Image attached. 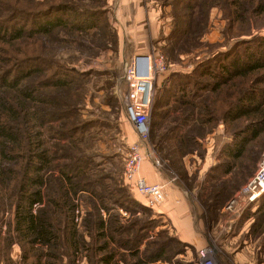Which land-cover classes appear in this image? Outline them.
I'll list each match as a JSON object with an SVG mask.
<instances>
[{
  "label": "trees",
  "instance_id": "trees-1",
  "mask_svg": "<svg viewBox=\"0 0 264 264\" xmlns=\"http://www.w3.org/2000/svg\"><path fill=\"white\" fill-rule=\"evenodd\" d=\"M208 1L211 5L206 6ZM164 2L175 10L174 42L184 39L189 23L196 22L195 15L207 13L210 7L224 12L229 36L226 51L201 61L190 74L173 73L163 82L155 94L153 126L171 116L173 104L188 107L182 122L188 129L192 128L188 123L194 122L197 132L181 133L183 125L165 127L161 141V145L174 141L173 152L182 159L192 154L203 158L205 152L188 146L201 147L202 135L214 132L219 122L226 127L240 122L242 128L233 133V141L213 169L232 175L239 160L255 162L252 146L264 141V36L255 35L264 29V0ZM103 4L104 0H0V223L7 213L11 216L0 244L5 264H79L83 259L89 264H171L190 248L167 229L148 240L145 232L160 225L157 219L144 224L138 220L129 227L117 219L106 223L100 213L111 203L135 213L147 208L131 195L114 199L116 194L107 186L99 193V183L88 179L92 161L76 153L82 150L78 141L51 149L42 138L41 128L54 120L48 108L61 106L51 97L53 90L81 99L76 84L88 75L64 68L60 54L68 50L93 56L105 49L110 28ZM204 91L211 97L202 98ZM66 109L59 122L76 114L74 105ZM77 130L51 129L49 138L70 139ZM98 180L104 179L98 175ZM210 180L221 182L216 176ZM223 180V188L203 204V219L207 213L212 230L223 208L220 196L232 184V178ZM76 199L85 204V215ZM256 208L251 215L256 220L244 238L261 241L264 253V194ZM77 212L81 222H76ZM131 232L133 237L124 238ZM14 247L20 250L18 260L12 257ZM235 252H240L239 247ZM124 255L130 260H124Z\"/></svg>",
  "mask_w": 264,
  "mask_h": 264
},
{
  "label": "rangeland",
  "instance_id": "rangeland-1",
  "mask_svg": "<svg viewBox=\"0 0 264 264\" xmlns=\"http://www.w3.org/2000/svg\"><path fill=\"white\" fill-rule=\"evenodd\" d=\"M126 1L104 0L103 7L108 11L110 33L108 31L109 36L105 49L98 55L84 56L68 50L60 54L61 64L64 68L74 73L88 75L76 84L78 91L81 92V99L73 100L70 93L53 90L51 97L61 103V106L53 99L57 105L48 108V110L54 120L42 127V131H40L44 133L42 138L46 140L51 149L55 145L66 146L69 144L70 146L71 143L78 141L82 150L76 153L80 157L92 161L88 164L90 169L88 179L90 182L97 181L95 183H99L96 187L99 193H103V187L107 186L111 192L116 194L114 199L118 200L120 196V199H125L126 196L131 195L145 206L147 211L135 213L111 203V207L101 211L100 214L108 224H112L117 219L123 223V226L128 227L138 220L141 221V224H144L147 220L157 219V221H160V225L145 232L149 236L148 240L151 241L157 237L162 229H167L174 236L175 233L171 230L172 227L169 221L160 212L161 208L168 202V198L162 206L153 209L145 197L136 191H132L124 181L125 157L129 147L139 141L134 127L126 119L124 103L127 94V85L124 81L125 65L136 54L158 55L166 63L167 72L156 78L154 103L157 90L161 88L163 82L171 74H190L201 61L226 51L229 30L225 14L219 8L210 7L207 13L200 14L199 17L198 10H196V22L189 23L188 35L176 43L171 40L175 22V10L172 6H167L164 0H128V3ZM208 5H211V1L207 2L206 6ZM255 32V35L264 36L263 28L259 32ZM201 95L202 98H206L211 97L212 94L204 91ZM184 101L187 102V99ZM67 105H74L76 114L59 122V119L67 110ZM173 105L171 116L165 122H160L162 125L160 130V124H156V127L155 124L153 126L151 115L149 121L150 134L147 146L143 150L144 161L150 160L152 162L151 159L155 158L160 163L158 168L154 167L162 173L165 179L172 180L174 193L181 190L187 194L186 196L193 202L194 208L197 207V217H203V213H205L203 204L206 201L213 200L214 195L223 188V178L226 181L232 178L231 186L220 196L223 201V211L219 215L220 224L217 229H214L215 234L209 233L208 230L212 224L211 220L209 221V215L205 214V233L208 234L209 243L216 251L212 260L214 264H264V253H261L260 249L261 241L244 238L256 220L251 215L256 211L257 202L260 198L250 202L249 194L253 190L249 186L257 175L264 158V141L261 142V146L256 143L252 146L255 153L253 155L255 162L247 159L239 160V166L235 172L228 176L220 172H214L213 169L219 165L220 158L223 157L224 149L233 141V133L242 128L240 122L230 126L227 125V127L224 123L219 122L215 126L214 132L209 131V134L202 135L203 137L200 138L201 147L188 146L196 152H205L203 158L196 154L198 160L190 159V155H188V158L185 156L187 159H184L185 157L181 159L178 153L173 152L175 151L172 148L174 141H170L168 145L166 142L161 145L162 136L166 135L165 127L170 128L175 125L185 127L182 119L188 107L178 103ZM188 124H191L192 128L185 127L180 132L190 130L191 133H196L197 128L194 127L196 124L194 122ZM70 127L79 129L74 137L66 140L62 139L61 136H56L54 139L49 138L52 135L51 129L57 132L68 130ZM48 129H50L49 133L47 132ZM149 150L151 151V158L148 157ZM230 161L234 162L233 160ZM93 173H95V176H92ZM98 175L104 180L99 182ZM211 176L219 177L221 182L213 183L210 180ZM166 193L168 196V191ZM84 196L88 200V196ZM78 202L81 203L80 209L85 215L87 211L85 204L82 200L81 202L77 200L76 203ZM249 218H251V221L246 227V231L239 239L233 240L232 238L237 233L243 231L241 228L243 220ZM10 221L11 216L7 213L0 223V244L8 231ZM231 221H234V223L231 224ZM220 225L222 226L220 227ZM79 228L82 229V225ZM218 232L221 233L220 236ZM134 235L135 232H131L129 235H124V238L133 237ZM86 239L89 241V238ZM238 247L242 254L236 256V252L233 250ZM226 254L230 255L229 258H225ZM19 256V248L14 247L12 257L14 260H18ZM3 258V251L0 249V264H5ZM118 258L120 259V256ZM124 260H130L128 255H124ZM197 260L196 258L195 261L197 262ZM181 261L186 260L179 256L171 264L182 263ZM79 264L89 263L83 259L79 261Z\"/></svg>",
  "mask_w": 264,
  "mask_h": 264
},
{
  "label": "built area",
  "instance_id": "built-area-1",
  "mask_svg": "<svg viewBox=\"0 0 264 264\" xmlns=\"http://www.w3.org/2000/svg\"><path fill=\"white\" fill-rule=\"evenodd\" d=\"M167 68L166 63L158 55L136 54L126 63L124 70V81L127 85V94L124 99L126 118L135 128L139 140L128 149L124 164V180L134 192L145 197L152 208L166 203L168 184H149L146 179L140 176V173L145 160L143 150L147 146L150 134L149 121L153 109L156 78L164 75ZM150 152L149 150L148 157L151 158ZM151 160L156 168L160 166L155 158ZM249 187L253 190L249 194L250 202L256 201L264 194V158ZM80 219V213L77 212L76 222H80ZM230 223L232 224L234 221ZM215 253L212 245L200 249L197 255V264H214L212 257Z\"/></svg>",
  "mask_w": 264,
  "mask_h": 264
},
{
  "label": "crops",
  "instance_id": "crops-1",
  "mask_svg": "<svg viewBox=\"0 0 264 264\" xmlns=\"http://www.w3.org/2000/svg\"><path fill=\"white\" fill-rule=\"evenodd\" d=\"M126 3H128V0L126 1ZM190 156H189L190 159L198 160V156L196 154H192ZM187 158L185 157L184 159ZM140 176L146 179V181L152 185L163 184V183L168 184L166 188V191H168V196H167L168 202L164 207L161 208L162 210L160 212L163 215V217L166 218L171 224L172 227L171 230L174 231L175 236L178 237V239L181 242L189 245V247L191 248L188 249L185 255H181V256L187 262L195 261V259L197 258L198 251L210 245L208 240V234L205 233L206 231L204 226V219L201 216L198 217L196 216L197 207L194 208L193 202L189 200V197L187 198L186 196L187 194L184 191L180 190V192L174 193L172 190L173 182H170V179H165L162 173L157 171V169L154 167L153 163L150 160L149 161L146 160L143 162ZM250 221L251 218L243 220V222L241 223L242 225L241 228L243 229V231L237 233L232 238L233 240H237L242 236V234L246 231V227L250 224ZM221 226L222 225H220V227ZM215 229H217V227ZM208 231L209 233L215 234V230L213 231L211 228H209ZM218 233L220 236L221 233L220 232ZM233 251L235 252V250ZM241 254L242 251L236 253L235 255L239 256ZM153 264H168V263L157 262Z\"/></svg>",
  "mask_w": 264,
  "mask_h": 264
}]
</instances>
